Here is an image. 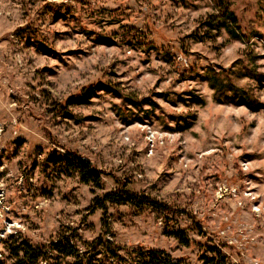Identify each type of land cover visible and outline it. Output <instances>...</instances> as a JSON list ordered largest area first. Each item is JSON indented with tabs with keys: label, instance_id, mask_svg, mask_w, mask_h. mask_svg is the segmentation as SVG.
<instances>
[{
	"label": "rangeland",
	"instance_id": "obj_1",
	"mask_svg": "<svg viewBox=\"0 0 264 264\" xmlns=\"http://www.w3.org/2000/svg\"><path fill=\"white\" fill-rule=\"evenodd\" d=\"M228 1L248 40L224 28L190 36L215 12L211 0H0V260L9 234L91 240L105 219L121 246L201 264L217 245L232 263L264 264V81L240 69L243 58L264 73V0ZM230 66L259 109L230 91L216 98L211 68ZM87 88L88 102L70 103ZM68 149L104 172L103 188L52 161L43 168ZM120 183L170 204L173 219L93 206Z\"/></svg>",
	"mask_w": 264,
	"mask_h": 264
},
{
	"label": "trees",
	"instance_id": "obj_2",
	"mask_svg": "<svg viewBox=\"0 0 264 264\" xmlns=\"http://www.w3.org/2000/svg\"><path fill=\"white\" fill-rule=\"evenodd\" d=\"M211 1L215 6V12L203 18L190 36L198 41L206 40L224 28L231 38L245 41L248 33L242 27L230 2L228 0ZM247 56L249 54H246ZM240 60L242 67L240 69L243 70V74L260 82L264 81V73L257 72L249 64L244 63L243 58ZM230 70L231 66L220 69L211 68L208 79L214 88L216 98L221 99L227 95V91H230L231 98L237 103L246 104L254 110L259 109L263 104L254 99L247 89L232 81L233 76ZM92 92L93 89L87 88L83 96L72 98L70 103L88 102V97ZM126 99L136 106L142 103V100L139 102L134 96H127ZM65 112L69 113L67 110ZM49 161L57 163L66 175L77 174L82 182L91 183L100 188L104 187V172L76 150L68 149L66 153L58 151L49 153L42 160L43 168L48 167ZM107 203L128 204L136 209L151 208L166 222L171 221L173 213L176 212V209H173L167 202L144 192L130 190L125 183L118 184L114 191L97 196L93 201V206L97 205L106 211ZM111 232L109 223L104 219L103 232L91 240L83 239L80 234H70L68 229L60 230L55 236L40 242H33L22 234H9L3 239L6 252L0 264H190L185 258L174 256L163 248L143 245L121 246L107 237ZM166 233L183 245L190 244L188 234L180 227L176 229L166 227ZM200 260L201 264H235L230 262L228 256L217 245L208 246Z\"/></svg>",
	"mask_w": 264,
	"mask_h": 264
}]
</instances>
